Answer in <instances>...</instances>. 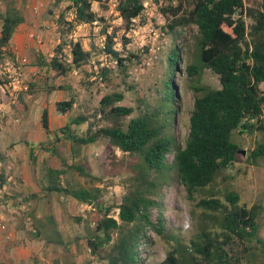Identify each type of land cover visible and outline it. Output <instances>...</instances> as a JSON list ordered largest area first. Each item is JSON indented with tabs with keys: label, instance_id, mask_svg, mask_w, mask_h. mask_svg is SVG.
<instances>
[{
	"label": "rangeland",
	"instance_id": "obj_1",
	"mask_svg": "<svg viewBox=\"0 0 264 264\" xmlns=\"http://www.w3.org/2000/svg\"><path fill=\"white\" fill-rule=\"evenodd\" d=\"M141 1L144 11L128 27L118 10L120 0L94 1L93 11L100 20L93 24L75 22L74 11L66 10L71 4L69 0L60 4L55 0H17V7L28 19L26 36L31 44H25L26 55L23 57L0 58V107L4 109L0 110V124L10 119L14 121L23 114L35 120L45 105L48 106L53 121L57 102L75 97L76 104L74 110L64 118H54L52 125L55 134L51 140L36 147L33 158H29L28 153L19 158H13L7 153L0 160V206L7 228L0 244V264H109L107 254L117 240L118 233H112L111 243L104 245L100 255H94L87 245V238L94 233L96 227L95 206L80 203L64 194L45 192L42 188L43 178L48 168H56L65 171L60 178L62 186L100 190L99 201L107 207L113 206L110 216L122 223L117 206L136 187L135 165L140 162L139 158L110 147L105 138L92 145L77 148L67 140L61 129L79 115H95L101 99L112 93H123L125 99L117 105L133 109L132 115L122 122L125 127L140 115L152 114L163 119L165 81L169 78V59L174 48L179 50L177 70L172 75L177 111L167 131L173 135L177 148L185 147L194 102L202 95L196 89L216 90L221 87L218 76L209 69L201 70L198 76L191 77L188 74V66L199 65L198 28L188 26L171 32V22L161 10L170 4L176 6L178 1ZM263 2L264 0H244L247 8H258ZM5 11L4 2L0 19ZM61 16L64 23H59ZM246 22L251 24L249 18H246ZM68 23L73 24L70 32H67L70 29ZM108 36L114 38V48L121 57L135 56L126 63L128 67L125 73L103 52ZM75 42H80L86 51L93 53L87 65L73 69L65 77L38 66L39 59H51L58 46H64V58L71 62V43ZM13 67L21 74L17 78L10 72ZM103 68L108 69L106 80L102 79ZM60 86L65 90H58ZM53 87L57 90H51ZM261 88L264 90V84ZM91 123L93 129L97 130L105 121L93 116L90 122L80 127L72 126V130L84 135ZM232 139L240 147L239 162L219 172L212 184L195 194V200L189 199L186 187L173 169L168 170L166 178L155 179L158 186L151 196L155 205L149 211L155 227L138 223L142 230L139 257L143 264L162 262L179 243L190 247L191 241L205 226L218 229L215 221L207 218L212 214L196 204L212 195L225 202V195L230 191L240 195L241 205L249 209L260 207L259 236L264 240V157L255 165L249 159V154L264 142V134L235 132ZM174 158L175 151L167 155V162L172 165ZM69 165L84 168L91 177L68 168ZM23 166L30 169L33 182L37 183L35 185L41 192L26 196L17 192L18 185H21L19 174L22 173ZM1 176L6 179L7 189H3L1 185ZM154 176L155 174L152 178ZM33 213L42 220L46 219L43 216L46 214H52L56 218L63 244L56 246L31 236ZM160 221L163 222L162 226ZM251 247L255 255L241 264H264L260 245L254 241Z\"/></svg>",
	"mask_w": 264,
	"mask_h": 264
},
{
	"label": "trees",
	"instance_id": "obj_2",
	"mask_svg": "<svg viewBox=\"0 0 264 264\" xmlns=\"http://www.w3.org/2000/svg\"><path fill=\"white\" fill-rule=\"evenodd\" d=\"M65 0H55L60 4ZM68 10L75 13V22L93 24L100 19L93 11V2L99 0H69ZM178 1L162 8L169 24V30L196 26L198 28L197 51L199 65L187 67L189 76H198L201 70L209 69L218 76L220 88L216 90L197 88L202 92L194 102L190 116L189 134L184 148L175 146V139L167 129L174 121L175 88L172 75L177 70L179 50L174 48L170 56L169 78L165 81V97L162 106L163 119L156 115H140L125 127L123 120L132 115L133 109L117 105L125 97L123 93L105 95L95 115L82 114L74 118L61 132L75 147L80 148L105 138L110 147L136 155V187L125 195L119 210V223L110 216L113 206L107 207L100 201V190L62 186L63 170L48 168V192L70 196L80 203L95 206L97 217L94 233L87 238V245L94 255H100L105 244L112 241V233L117 232V240L107 254L109 264H143L139 247L142 230L138 223L155 227L150 217V209L155 205L151 199L157 188L158 177L164 179L169 169H173L180 182L186 187L188 197L195 200V194L212 184L216 175L239 162L240 147L233 141L235 132L241 134H264V2L258 8H247L244 0H170ZM6 11L1 17L0 58L13 57L11 40L17 28L25 22L23 12L17 7V0H4ZM119 12L128 27L144 11L141 0H120ZM246 18L251 20L248 25ZM63 16L59 23H64ZM70 32L72 23H68ZM115 41L107 37L104 53L110 56L121 72L127 71L129 57H121L115 50ZM7 47L6 52L1 48ZM71 62L64 58V46H58L51 59H39L38 66L65 77L73 69L87 65L93 56L80 42L71 43ZM102 79L106 80L108 69H102ZM33 86V85H32ZM133 88V87H131ZM51 90H57L53 87ZM58 90H65L58 87ZM50 92V91H49ZM76 104L75 97L56 103L58 117H63ZM94 117L105 121L97 130L90 124L84 135L72 130V126L88 123ZM48 111L42 114L43 127L49 133ZM73 147V150H75ZM175 148V149H174ZM175 151L172 165L167 155ZM264 157V142L250 154L251 163L257 164ZM0 160L3 156L0 155ZM83 176L91 175L78 165H69ZM155 174L154 178L152 175ZM5 183L2 176L1 185ZM197 207L212 215L207 218L215 221L218 229L205 226L190 247L176 245L162 262L154 264H241L255 255L251 244L256 241L264 255V240L260 238L258 217L260 207L249 209L240 204V195L230 191L225 202L212 195L197 202ZM216 214V215H213ZM220 215L219 217L217 215ZM34 239H43L56 246L63 244L62 235L57 229L56 218L51 214L42 220L32 214ZM80 219H78L79 221ZM133 224V227L130 226ZM163 222L160 221V226ZM163 232L162 230H158Z\"/></svg>",
	"mask_w": 264,
	"mask_h": 264
},
{
	"label": "crops",
	"instance_id": "obj_3",
	"mask_svg": "<svg viewBox=\"0 0 264 264\" xmlns=\"http://www.w3.org/2000/svg\"><path fill=\"white\" fill-rule=\"evenodd\" d=\"M28 29H29L28 19L25 17V22L17 28L11 40L10 49L12 51L13 57L15 58L18 56L21 57L25 56L26 53L24 46L25 44H28V46H30L31 44L30 40L26 36V32ZM0 36H1V28H0ZM47 107H48L47 105L43 107L41 114L38 115V117L35 120H33L30 116L23 114L22 116L20 115V117L18 118L16 117L14 121L13 119H10L0 124V155L1 156L4 157L6 156L5 154L8 153L12 155L13 158H19L20 156L22 157L23 154L27 156L28 153V157L33 158L36 152V147L40 143L52 139L53 135L55 134L52 125V123L55 122L54 118L60 119L62 117H58L56 115V117H54L52 121L51 112ZM45 109L48 111V120H49L48 124L50 131L49 133L43 127V122H42V114ZM0 110H4V109L0 107ZM10 115L12 116L13 114ZM65 116H63V118ZM21 172L22 175L19 174V177L21 179V185H18L16 190L19 191L17 192H21L20 194L26 196L28 194H34L33 192L42 191L40 188L36 186L37 183L33 182V176L31 175L32 173L30 169L28 170L27 167L23 166ZM1 180H2V176H1ZM8 180H9L8 183H10V179ZM5 183H6V179H5ZM5 183L2 184L3 189H7ZM48 186H49V181L46 175L43 178L42 188L47 193H48ZM43 216L46 217L48 215L46 214Z\"/></svg>",
	"mask_w": 264,
	"mask_h": 264
},
{
	"label": "built area",
	"instance_id": "obj_4",
	"mask_svg": "<svg viewBox=\"0 0 264 264\" xmlns=\"http://www.w3.org/2000/svg\"><path fill=\"white\" fill-rule=\"evenodd\" d=\"M3 3H4L3 0H0V12H1V9H2ZM0 28H1V19H0ZM1 51L2 52H6L7 51V47H2ZM10 72H13L15 78H17L18 76L21 75L18 72V69L14 68V67H13L12 70L10 69ZM1 208H2V206H0V244H1L2 240H3V235L5 234V232L7 230L6 224H5V219H4V216H3L2 212H1Z\"/></svg>",
	"mask_w": 264,
	"mask_h": 264
},
{
	"label": "water",
	"instance_id": "obj_5",
	"mask_svg": "<svg viewBox=\"0 0 264 264\" xmlns=\"http://www.w3.org/2000/svg\"><path fill=\"white\" fill-rule=\"evenodd\" d=\"M242 152H243V154H245L244 151H242Z\"/></svg>",
	"mask_w": 264,
	"mask_h": 264
}]
</instances>
